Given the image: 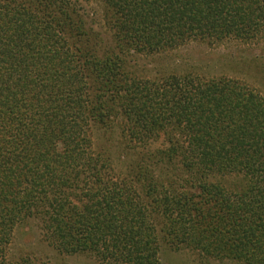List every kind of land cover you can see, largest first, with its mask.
Segmentation results:
<instances>
[{"label": "trees", "instance_id": "trees-1", "mask_svg": "<svg viewBox=\"0 0 264 264\" xmlns=\"http://www.w3.org/2000/svg\"><path fill=\"white\" fill-rule=\"evenodd\" d=\"M228 41H264V0H0V264H49L9 256L29 220L98 264H160L162 247L264 264V95L138 66Z\"/></svg>", "mask_w": 264, "mask_h": 264}, {"label": "rangeland", "instance_id": "rangeland-1", "mask_svg": "<svg viewBox=\"0 0 264 264\" xmlns=\"http://www.w3.org/2000/svg\"><path fill=\"white\" fill-rule=\"evenodd\" d=\"M82 12L91 27L103 31L101 23L102 6L99 2L85 3ZM105 38L107 35L105 34ZM140 70L149 77H157L163 72H193L202 78L226 76L254 87L264 95V41L243 44L228 41L218 46L202 43H189L173 52L165 53L138 61ZM115 129V128H114ZM113 128L99 129L94 136L114 150ZM112 132V133H110ZM117 138V132L114 133ZM163 138L153 147L163 146ZM104 143V144H103ZM9 256L27 255L41 258L49 264H98L93 258L84 255L64 256L57 254L42 238L40 226L36 220L21 223L13 233ZM160 264H204L198 255L190 249L173 251L162 247ZM214 264H219L214 262ZM224 264H233L225 262Z\"/></svg>", "mask_w": 264, "mask_h": 264}]
</instances>
